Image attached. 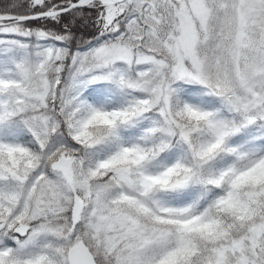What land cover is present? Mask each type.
<instances>
[{"label": "snow or ice", "instance_id": "6c2138e0", "mask_svg": "<svg viewBox=\"0 0 264 264\" xmlns=\"http://www.w3.org/2000/svg\"><path fill=\"white\" fill-rule=\"evenodd\" d=\"M0 264H264V0H0Z\"/></svg>", "mask_w": 264, "mask_h": 264}]
</instances>
